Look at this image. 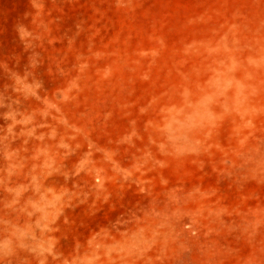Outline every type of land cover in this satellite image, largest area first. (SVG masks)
<instances>
[{
  "label": "rangeland",
  "instance_id": "rangeland-1",
  "mask_svg": "<svg viewBox=\"0 0 264 264\" xmlns=\"http://www.w3.org/2000/svg\"><path fill=\"white\" fill-rule=\"evenodd\" d=\"M0 264H264V0H0Z\"/></svg>",
  "mask_w": 264,
  "mask_h": 264
}]
</instances>
